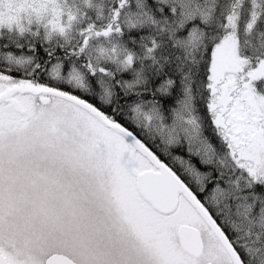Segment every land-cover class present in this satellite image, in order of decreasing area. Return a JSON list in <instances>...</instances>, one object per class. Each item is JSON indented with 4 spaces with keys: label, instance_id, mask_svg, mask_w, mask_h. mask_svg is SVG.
<instances>
[{
    "label": "snow or ice",
    "instance_id": "6c2138e0",
    "mask_svg": "<svg viewBox=\"0 0 264 264\" xmlns=\"http://www.w3.org/2000/svg\"><path fill=\"white\" fill-rule=\"evenodd\" d=\"M0 264H264V0H0Z\"/></svg>",
    "mask_w": 264,
    "mask_h": 264
}]
</instances>
